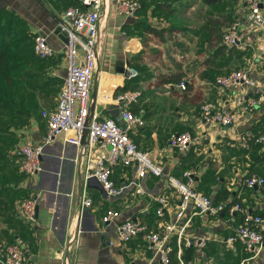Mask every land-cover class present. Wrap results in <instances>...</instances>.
Returning a JSON list of instances; mask_svg holds the SVG:
<instances>
[{
    "label": "crops",
    "instance_id": "obj_1",
    "mask_svg": "<svg viewBox=\"0 0 264 264\" xmlns=\"http://www.w3.org/2000/svg\"><path fill=\"white\" fill-rule=\"evenodd\" d=\"M150 1L146 0L145 7L131 18L118 13L112 0H104L98 28V71L94 73L90 90V114L118 122L119 108L112 99V92L126 85V89H138L140 97L132 109L141 112L143 123L129 131V137L136 146L148 151L164 174L173 176L178 171L181 158L191 149L196 159L194 185L204 171L213 170L214 178L210 176L201 190L206 189L207 195L213 197L218 189H227L240 206L262 218L260 227L264 228V193L258 187L246 188L242 184L248 174L264 178V143L242 149L237 141L238 133L251 131L257 134L264 130V101L251 111L236 109L232 106V92L218 88L210 80L211 75L218 72L247 68L257 84V88L250 91V96H255L257 90L264 91V26L249 29L243 41L232 47L231 56L225 50L216 56L208 42L207 27L222 29L218 22L224 16L247 24L244 6L238 0H228L230 3L221 6V12L216 9L213 13L208 11L207 15L204 12L203 16L196 15L194 31L201 42L197 48L192 42L184 45L177 41V35L186 32L187 26L190 28L191 25L186 23V26L179 19H173L180 12L197 9L194 13H201L207 8L213 9V5H204L200 0L171 2L173 14L163 17L167 26L174 27L168 36L174 38L177 57L175 53L171 56L177 59L168 57L172 68L157 76L149 70L159 51L156 49L157 52L152 53L142 49L138 38L126 36L121 28L124 23L136 19L150 23L151 14L158 12L149 5ZM182 4L185 9L179 11L178 6ZM0 10L16 15L31 35L35 32L42 34L55 50L51 57L36 60L41 62V67L35 66L39 79L31 81L30 86L23 90L25 97L33 95L29 99L26 97L30 101L26 103L22 97L19 111L0 122V238L15 241L22 247L26 257L24 264H58V248L65 239L67 225L78 215L79 209L77 193L80 179L74 162L76 147L60 139L45 144L40 155L41 168L31 185L18 171L14 152L25 138L40 140L45 131V121L40 112L55 104L64 75L63 38L57 33V20L64 7L58 0H0ZM262 11L264 14V7ZM126 61L134 69L137 65L136 77L123 79L120 73ZM29 65L32 67L33 63ZM177 73L182 74L180 79L188 80L189 87L185 92L179 90L177 84L160 80ZM204 102L227 105L233 112V122L226 128L204 123L199 117V106ZM179 131H187L195 137L184 151L167 146L166 136ZM112 179L122 187L120 194L112 197L105 194L96 179L87 181L85 191L91 205L83 208L78 218V245L71 255L72 264H164L146 247L140 236L122 245L110 244L115 235V224L102 225L99 217L105 208H112L120 212L118 220L137 219L149 229L157 230L159 223L169 219L175 211L176 193L161 177L145 175L138 178L132 166L115 167ZM27 193L38 195L34 225L24 223L16 216L17 204ZM159 196L166 199L162 218H157L151 209ZM191 211L189 208L183 218H189L185 234L193 238L204 237L206 242L201 248L191 246V256L181 257L183 264H264V246L253 253L245 251L237 242L223 241L233 234L234 227L240 222L238 212L227 211L224 215L223 211L214 216L191 214ZM170 242L174 247V240Z\"/></svg>",
    "mask_w": 264,
    "mask_h": 264
},
{
    "label": "built area",
    "instance_id": "obj_2",
    "mask_svg": "<svg viewBox=\"0 0 264 264\" xmlns=\"http://www.w3.org/2000/svg\"><path fill=\"white\" fill-rule=\"evenodd\" d=\"M113 7L125 17L133 18L139 4L136 0H112ZM245 8V25L241 21L232 20L223 30L220 44L226 48L238 46L249 29L255 30L264 26V0H238ZM104 0H77L72 6L64 8L57 20V33L63 38L64 75L56 93L55 104L50 109L40 112L45 121V131L39 141L25 138L16 148L14 154L18 171L24 176L27 184L36 181L40 170L42 147L53 140H62L75 145V171L80 179L78 185V215L67 225L65 239L58 248L59 263L72 264L71 255L78 245V218L83 208L91 205L86 194L87 181L95 178L106 195L112 197L120 194L122 187L112 179L115 167L132 166L138 178L145 175L161 177L167 187L176 193L178 202L175 211L167 220L159 223L157 230H152L137 219L118 220L120 212L105 208L99 217L102 225L115 224L113 241L122 245L140 236L148 249L161 263L168 261V253L174 249L179 264L181 247L201 248L205 245L204 237H190L185 234V226L189 218H184L190 208L191 214H209L219 216L223 212L222 201L212 199L194 187V169H185L180 176L164 174L162 167L148 152L139 149L129 137V131L143 123L140 111L132 109L140 97L138 89H126L112 92V99L119 108L118 122L111 118H97L90 114V90L93 74L96 69L99 49L98 28L101 19V7ZM33 54L39 59L51 57L55 50L47 43L46 38L35 32L31 35ZM137 76L136 70L122 66L123 79ZM188 80L182 78L177 87L185 89ZM213 84L218 88L232 92V106L236 109L251 111L264 101V91L257 90L255 96L250 91L257 88L256 81L250 76L247 68L231 69L227 73L215 76ZM199 117L208 125H229L233 122V112L222 103L204 102L199 106ZM84 131V142L81 137ZM195 140L189 132H170L166 142L169 149L184 151ZM238 145L246 149L251 145L264 143V130L260 133L243 131L238 133ZM242 184L246 188L258 187L264 193V178L257 174L244 177ZM38 201L36 193H27L20 199L16 207V216L28 225L36 224L35 208ZM154 214L163 217L166 205L164 196L156 198ZM240 214V223L234 227L232 235L223 241L239 243L245 251L257 253L264 246V228L260 227L262 218L252 214L246 208L234 204L228 212ZM75 219V220H74ZM175 246H171V240ZM26 257L22 247L15 241L0 238V264H24Z\"/></svg>",
    "mask_w": 264,
    "mask_h": 264
},
{
    "label": "trees",
    "instance_id": "obj_3",
    "mask_svg": "<svg viewBox=\"0 0 264 264\" xmlns=\"http://www.w3.org/2000/svg\"><path fill=\"white\" fill-rule=\"evenodd\" d=\"M58 1L62 3L64 8H67L74 5L77 0ZM136 1L139 4V7L137 9V12H139L145 7L146 0ZM176 1L180 0H151L149 5H152L156 11L162 12L165 17H168L171 16L174 12V7L172 6L171 2ZM200 1L204 5H213V7L215 8L224 0ZM231 21L232 20H230L227 16H224L222 17V20L218 22V24L222 25V29H220L218 26L207 27V31L209 34L208 42L213 46L214 54L216 56L222 54L224 50L228 51V55L230 56L233 53L232 47L226 48L220 44L222 30ZM121 28L126 36L137 37L142 46V49L152 53L157 52L155 47H152V44H155L154 41L162 42L164 40V35L170 34L174 29L172 25L159 27V25H154L143 19H136L130 22H126L122 25ZM28 40H30V43H28ZM151 41L153 42L152 44L150 43ZM36 60L41 61L44 59H39L33 54L31 48V34L28 32L23 21L11 12L0 10V122L3 121L7 116L19 111L20 101L22 100L21 92L31 81L33 82L39 79L38 72L35 71V66L37 65ZM30 63H33L32 67H30ZM231 69L225 70L224 72H218L215 75L212 74L210 80L213 82L215 76L227 73ZM181 75V73L170 74L162 77V79L160 80L163 83L177 84L181 80ZM188 87L189 86L187 84L185 86V89H183L182 91L185 92ZM126 88H128L127 85L126 87H117L114 90V93ZM195 162V154L190 149L181 158L180 164L178 166V171L174 175L180 176L183 170L193 168L195 166ZM212 174L213 170L211 169L204 171L202 176L198 178L196 185H194L195 189L207 195V190H201V186L205 188L204 183L209 179V177L213 176L214 178L215 175ZM210 198L214 203L218 201L223 202L224 215H227L228 208L231 205H240L237 200L231 198L230 192L225 188L218 189L213 197ZM156 205L157 204H153L151 207L153 213ZM191 249V247L186 246L182 248V259H186L191 256ZM164 264H179L175 258L174 250L168 253V261Z\"/></svg>",
    "mask_w": 264,
    "mask_h": 264
},
{
    "label": "rangeland",
    "instance_id": "obj_4",
    "mask_svg": "<svg viewBox=\"0 0 264 264\" xmlns=\"http://www.w3.org/2000/svg\"><path fill=\"white\" fill-rule=\"evenodd\" d=\"M229 3L230 2H228V0H224V1L221 2V4L216 6V7H219V8H216V7L213 8V9H210V8L206 9L205 8L206 10H203L201 13L200 12L194 13L197 9L190 10V11H187V12L186 11L180 12L179 15L175 16L173 20L179 19L186 26H187V24L191 25V26H190V28L187 26L186 32L183 31L182 32L183 34L177 35V37H176L177 41L179 40V41L183 42L184 45H188L190 42H192V44L195 47H197V48L200 47L201 46L200 38H196L195 31H194V27H196L195 26L196 24H194V22H195L194 17L196 15L203 16L202 15L203 12H204L205 15L208 14V11L213 13V12H215L216 9H219V11L221 12V6H224V5L229 4ZM178 7H179V9H178L179 11H183V8H184L183 4L178 6ZM163 16H164L163 13L159 12V11L156 12V13H152L151 14V18H150V23L155 24V25H159V27L161 25L167 26V22H166V20L164 19ZM148 21H149V19H148ZM170 22H172V21H170ZM178 24H180V22ZM164 37H165V39H164L163 42H161L162 44H160L159 41L158 42L154 41L155 42V44H154L155 46L154 47L159 52H158V54H156L157 56H155V58H154V63L150 65L149 73L151 72V73H153L154 75H157V76L163 74L164 71L170 70V68H172L173 64L169 63V58L168 57H170V58L173 57V56H171V53L172 54L175 53V56H176V52H177L176 51L177 50V46L175 45L174 38L168 36V34H165ZM28 43H30V40H28ZM150 43L152 44L153 42L151 41ZM176 57H173V58L176 60L177 59ZM97 63H98V59H97ZM36 67L37 68L41 67V62H37ZM134 67H135V69L138 72L139 70L137 68V65L134 66ZM141 67H142V69H144V66H141ZM97 71H98V67H97V64H96V69H95L94 73L97 72ZM93 77H94V74H93ZM29 86L30 85H27V87H29ZM30 95H31V98H32L33 95L32 94H30ZM30 95H27L26 97L29 99ZM21 97H23V98L25 97L24 96V91L21 92ZM26 97H25L24 100H26ZM28 99L26 100V103H28L30 101Z\"/></svg>",
    "mask_w": 264,
    "mask_h": 264
},
{
    "label": "water",
    "instance_id": "obj_5",
    "mask_svg": "<svg viewBox=\"0 0 264 264\" xmlns=\"http://www.w3.org/2000/svg\"><path fill=\"white\" fill-rule=\"evenodd\" d=\"M119 65L122 66V63L120 62ZM125 65H128V62H127V61H126ZM120 74H122V71H121ZM228 126H229L228 124H227V125H224L225 128L228 127ZM83 142H84V131H83V134H82V137H81V143H83ZM94 179H95V178H94ZM97 182H98V181H97ZM35 210H36V208H35ZM221 213H222V212H221Z\"/></svg>",
    "mask_w": 264,
    "mask_h": 264
}]
</instances>
